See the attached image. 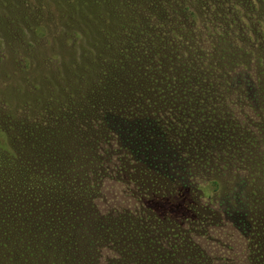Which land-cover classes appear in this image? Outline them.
Returning <instances> with one entry per match:
<instances>
[{"label":"rangeland","instance_id":"rangeland-1","mask_svg":"<svg viewBox=\"0 0 264 264\" xmlns=\"http://www.w3.org/2000/svg\"><path fill=\"white\" fill-rule=\"evenodd\" d=\"M211 1L243 25L237 42L228 39L247 60L215 109L200 99L214 119L191 112L174 90L195 54L187 40L202 31L201 0H23L36 31L0 0V147L68 189L77 182L94 191L105 174L124 183L125 200L107 192L96 201L90 191L88 206L74 203L88 207L80 214L28 199L10 208L4 195L0 264H97L104 246L118 252L113 264H264L262 10L251 0ZM247 20L259 28L253 40ZM241 81L247 98L230 89ZM136 118H144L142 135ZM202 120L218 129L204 135ZM197 178L211 184L209 206ZM66 187L61 204L74 192Z\"/></svg>","mask_w":264,"mask_h":264},{"label":"trees","instance_id":"trees-1","mask_svg":"<svg viewBox=\"0 0 264 264\" xmlns=\"http://www.w3.org/2000/svg\"><path fill=\"white\" fill-rule=\"evenodd\" d=\"M201 1L203 3L201 10L203 16H201V18L204 20L201 24L202 31L199 32L200 34L197 36H192L187 40L189 46L194 49L195 54L190 56L191 58H189L188 63L185 64L183 75L182 73L180 74L179 82L181 86L179 90L176 88L174 90L177 91L179 97L188 106V109H190L191 112L197 114V116L199 115L203 117L204 115L205 117H209L210 114L207 113V108L205 107V104L200 101V99L206 103H212V108L215 109V106L218 105L219 100L221 99V96H219L221 92L229 91L227 90V86L229 85L230 80H236L238 77L242 80L240 72L238 73L237 69L242 68L247 60L246 58H243L244 55L235 52L232 42L228 39L229 36H232L237 42V36L234 35L236 26L243 27L238 18H234L235 14H224L226 11L223 10V6L219 5L216 7L211 0ZM4 2L12 11H16L19 14L18 17L21 23L26 22L28 27H30V30L36 31V29H38L37 19L30 18L25 11V13L23 12V0H4ZM251 2L262 10L260 24H264L263 1L251 0ZM197 12V8L192 7L191 5L187 7V15L189 17H197ZM221 19L224 22H220ZM252 24L253 23H250L247 20L249 34L252 38L251 40H253L255 35L259 34V28L257 25ZM212 28H217L218 30L222 29L223 31L219 30L220 32L218 33L210 32V34H205V37H203V33L207 30H211ZM263 35L264 34L262 33L259 39L264 40ZM251 53L257 54L254 51H251ZM259 63L261 64V62ZM175 81L176 80L174 79L173 82ZM174 85L176 86L177 84ZM246 88H248V85L241 81L235 83V85L230 89L235 96L242 92L244 97L247 98L248 91ZM256 100H260L261 105L264 108V98L259 95L256 96ZM220 105H223V103ZM119 109L120 108L117 107L116 111H119ZM209 118L214 119L213 117ZM143 119L144 118H136V120L133 121V124L137 127L136 129L139 131L140 135H142L143 128L146 126V124L144 125L143 123ZM151 122L152 121H150V124L148 125H151ZM199 124L204 135L211 134L212 129H218V125L214 123V120H209V122H207V120L203 122L202 120L199 121ZM153 128L155 129V126ZM151 131H153V129ZM102 172H104V170H102ZM103 176L100 177L102 182L97 183L94 191L92 190V187L87 189V185L85 186L82 183L77 182L72 185H77V187L74 188L71 186L68 189L66 187L67 184L63 183L62 180L47 177L38 170L32 171L30 167L23 165V163L19 160L18 155H13L5 148L0 147V198L5 195L8 207L10 208L12 205L17 209H20L24 204V199H28L34 202L31 204L33 207H37L41 210L51 209L53 207L57 209L66 206V208H75L74 211L84 214L88 207L86 209H82L80 208L82 206L78 207L74 203L76 201L82 202L86 200L84 204L88 206L89 202L92 200L90 191H93L94 197H96L94 200L96 201L99 200L102 202L107 200V192H114L116 195L112 201L121 200L119 194L122 190H124L121 186L124 183L114 180L109 181L108 183L103 179ZM115 180L118 179L116 178ZM119 183H121V185H118ZM8 185L16 193H14ZM213 185L217 186L220 190L221 183L219 181L213 183ZM63 187H66L69 191H72L73 189L74 192H69V197L65 198L67 200H64L65 202L61 204V201L58 198V191L62 190ZM125 190H129V192H131L132 188L129 186ZM203 219L204 220L201 223L206 226L204 229L208 230L207 226H209L212 230L213 228L210 226L211 222L209 221L210 218ZM145 222L151 223L152 220L146 218ZM215 226L217 227L218 225ZM207 230H205V232ZM225 234L229 235V237L226 238L227 240H225L226 242H233L236 238L235 234ZM214 238L222 239L224 237L221 233H219L214 234ZM183 246L184 244H177L174 249L178 250V248L181 249ZM212 246L214 247L213 244ZM190 250H193L191 246H189V252H191ZM193 259H196V257ZM113 263L117 262L113 261L112 264ZM52 264H65V262L63 260H54Z\"/></svg>","mask_w":264,"mask_h":264},{"label":"clouds","instance_id":"clouds-1","mask_svg":"<svg viewBox=\"0 0 264 264\" xmlns=\"http://www.w3.org/2000/svg\"><path fill=\"white\" fill-rule=\"evenodd\" d=\"M197 186L202 191L200 203L203 206H209L212 203V197L214 195L211 184L204 181L202 178H197ZM97 264H111L112 261H119L120 256L114 248L104 246L98 249Z\"/></svg>","mask_w":264,"mask_h":264}]
</instances>
